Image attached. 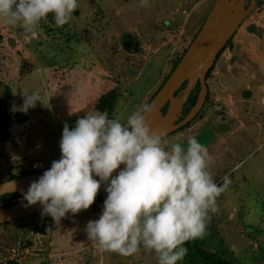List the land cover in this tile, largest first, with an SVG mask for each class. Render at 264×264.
Segmentation results:
<instances>
[{
  "label": "rangeland",
  "instance_id": "1",
  "mask_svg": "<svg viewBox=\"0 0 264 264\" xmlns=\"http://www.w3.org/2000/svg\"><path fill=\"white\" fill-rule=\"evenodd\" d=\"M214 2L78 0L68 24L57 26L51 18L33 31L0 19V106L6 93L11 106L23 103L22 93L36 91L42 98L25 114L30 126L21 144L0 143V183L49 169L61 157L65 123L72 128L77 119L98 111L109 93V116L122 122L150 103ZM206 84L201 112L167 137L169 147L197 138L208 149L215 182L223 185L225 176L231 182L217 197V210L209 213L206 234L189 241L229 264H264V0L215 60ZM15 114L9 109L11 117ZM35 164L42 169L33 171ZM101 213L90 207L57 225L40 215L1 225L0 264H158L155 252L143 247L122 256L88 240L86 225ZM184 247L188 252L180 264H217L187 242Z\"/></svg>",
  "mask_w": 264,
  "mask_h": 264
},
{
  "label": "clouds",
  "instance_id": "2",
  "mask_svg": "<svg viewBox=\"0 0 264 264\" xmlns=\"http://www.w3.org/2000/svg\"><path fill=\"white\" fill-rule=\"evenodd\" d=\"M77 8L78 0H0V19L33 31L50 15L57 26L68 24ZM22 98L12 113L27 114L42 103L36 91ZM155 112L145 103L124 122L95 111L72 128L65 123L61 157L22 192L24 206L39 204L41 217L57 225L88 210L103 185L106 199L100 217L86 225L88 240L122 256L143 247L155 252L158 264H180L188 252L184 244L206 234L209 213L231 181L215 182L208 149L197 138L169 147L167 133L153 130Z\"/></svg>",
  "mask_w": 264,
  "mask_h": 264
},
{
  "label": "water",
  "instance_id": "3",
  "mask_svg": "<svg viewBox=\"0 0 264 264\" xmlns=\"http://www.w3.org/2000/svg\"><path fill=\"white\" fill-rule=\"evenodd\" d=\"M255 5L256 0H215L200 32L149 103L156 106V112L151 118L154 131L166 132L168 137L189 125L198 116L208 94L206 77L209 70L213 68L217 55L233 38ZM197 84H199V92L196 102L179 121L183 107ZM178 91L179 93L176 94ZM165 107L166 112L162 114ZM43 173L35 172L0 183V197L26 192V188L33 181L38 180ZM103 192L102 185L97 196ZM24 204L26 201H19L8 208H0V226L41 214L42 209L39 204L32 207H25Z\"/></svg>",
  "mask_w": 264,
  "mask_h": 264
},
{
  "label": "trees",
  "instance_id": "4",
  "mask_svg": "<svg viewBox=\"0 0 264 264\" xmlns=\"http://www.w3.org/2000/svg\"><path fill=\"white\" fill-rule=\"evenodd\" d=\"M247 1H249V0H247ZM258 1L259 0H256V3H258ZM51 18H52V16L50 15L47 18V20H49ZM42 21H46V20H42ZM228 43H230V41ZM226 45H225V47H226ZM225 47H224V49H225ZM223 50L217 55L216 59L223 52ZM211 71H212V68L209 70L206 79L209 77ZM198 92H199V84L196 85V87L194 88V90L190 94L187 103L183 107V108H185V109H183L184 110L183 111L184 116L194 106ZM178 93H179V91L176 94H178ZM107 97H108V99L106 102H104L105 101L104 98L101 99V101L97 104L96 109L100 112H107L108 114H110L111 110H112L111 102L113 100V92L109 93L107 95ZM10 106H11V96L9 93H6L4 101H3V105L0 106V143H15L16 145H19V144H21L22 140L24 139L26 132L29 129L30 124H29V120H28L27 116L23 113L17 112L13 117H11L9 115ZM186 106H188L187 109H186ZM166 109L167 108L165 107L162 110V114H164L166 112ZM33 173H35V172H28L24 176L30 175ZM41 173H43V172L41 171ZM17 178H19V177L10 176L8 178V181L14 180ZM105 197H106V192L104 191L102 194H100L99 196L96 197L95 203L91 207L95 210H98L101 213L102 205H103L102 202H103V199ZM20 199H22V194H11V195L2 196V197H0V208H8V207L12 206L13 204L19 202ZM13 201H15V202L11 203ZM40 216H41V214H40ZM187 246L193 252H195L197 255H199L203 258L210 259V260L216 262L217 264H229L225 261H221V260L217 259L213 255L205 253L201 249L197 248L191 241H187ZM6 264H16V263L8 262Z\"/></svg>",
  "mask_w": 264,
  "mask_h": 264
},
{
  "label": "built area",
  "instance_id": "5",
  "mask_svg": "<svg viewBox=\"0 0 264 264\" xmlns=\"http://www.w3.org/2000/svg\"><path fill=\"white\" fill-rule=\"evenodd\" d=\"M42 169V167H41V165H39V164H35L34 166H33V171H39V170H41Z\"/></svg>",
  "mask_w": 264,
  "mask_h": 264
},
{
  "label": "bare ground",
  "instance_id": "6",
  "mask_svg": "<svg viewBox=\"0 0 264 264\" xmlns=\"http://www.w3.org/2000/svg\"><path fill=\"white\" fill-rule=\"evenodd\" d=\"M173 105V102L171 103V106Z\"/></svg>",
  "mask_w": 264,
  "mask_h": 264
}]
</instances>
